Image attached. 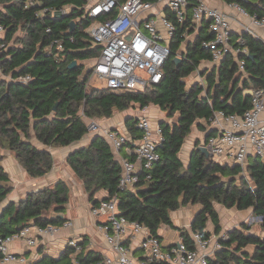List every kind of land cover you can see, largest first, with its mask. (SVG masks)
Wrapping results in <instances>:
<instances>
[{"label": "trees", "instance_id": "1", "mask_svg": "<svg viewBox=\"0 0 264 264\" xmlns=\"http://www.w3.org/2000/svg\"><path fill=\"white\" fill-rule=\"evenodd\" d=\"M28 1L0 0V23L6 28L0 44H8L7 49L1 50V57L4 70L13 77L0 82V147L12 151L29 176H44L55 163L53 154L35 144L34 138L47 147L70 146L88 135L85 117L110 119L117 111L154 104L169 117L176 113L178 117L173 123L160 124L164 140L158 147L159 159L151 169L141 173L136 191L119 188L122 165L102 135H93L88 145L67 156L66 164L82 182L90 201L98 203L96 194L106 190L105 198H118L121 214L144 223L158 236L163 225L178 228L190 247H193L190 230L209 237L212 233L207 226L211 222L215 233L221 232L218 204L238 210L252 208L255 216L262 217L260 228L264 232L263 158L250 155L246 166L220 163L198 150V146L187 166L181 158L182 147L196 123L204 129L215 111L242 115L252 107V96L244 91L264 88L263 39L244 32L241 35L244 43L234 42L236 48L248 49L247 55L240 56L245 59L244 73L235 55L230 53L207 77L208 87L202 83L188 87L186 78L197 70L200 62L212 60L211 52L202 46V41L212 38V34L207 30L208 24L202 25L198 36L182 50L187 36L197 27L191 14L194 3L188 6L182 22L175 21L173 13L166 8V16L175 21V31L162 80L143 90L117 92L106 87H89L91 71L84 73V61L96 59L100 54L99 47H92L87 30L95 21H104L111 14L91 17L88 0H33L26 7ZM226 1L238 4L250 15L264 17V0ZM45 8L66 10L67 15H36ZM18 31L21 35H17ZM55 39L64 45L65 59L61 61H57L54 52H49V45ZM177 56L182 58L178 64L174 60ZM73 60H78V65L71 69ZM28 74L32 76L28 83L16 80ZM135 124V117L130 118L127 128L140 136ZM1 159L0 154V205L13 189ZM70 190L68 181L60 179L28 193L19 202H10L0 213V236L14 234L31 223L61 225L67 220L64 214L70 202ZM196 204L200 209L191 229L176 227L172 212ZM249 231L247 224L229 231L223 248L210 259L211 264H264V234ZM249 245L255 246L253 254L245 250ZM71 253L73 249L66 248L59 258L44 260L48 264H71ZM79 258L90 262L100 259L101 253L91 249Z\"/></svg>", "mask_w": 264, "mask_h": 264}, {"label": "built area", "instance_id": "2", "mask_svg": "<svg viewBox=\"0 0 264 264\" xmlns=\"http://www.w3.org/2000/svg\"><path fill=\"white\" fill-rule=\"evenodd\" d=\"M90 0H88L89 2ZM29 0L26 7L33 4ZM165 9L154 11L159 4ZM192 7V18L195 23L208 20V29L212 38L202 41V46L212 54L214 62H221L228 54L237 58L240 71L244 73L246 47L236 48L232 41V27L228 14L210 7L204 0H97L88 5V13L96 17L103 13L111 16L104 21H97L90 26L92 47H99V57L90 67L89 83L92 80L102 81L104 87L113 91L143 90L158 84L164 75V66L171 55L170 41L174 36L175 21L182 22L187 15L188 6ZM244 15H250L238 4L233 5ZM166 8L175 16V21L162 14ZM62 17L66 10L45 8L37 16L52 15ZM150 12L145 13L143 12ZM255 26H264V17L250 15ZM163 26V30L159 27ZM47 31H50L48 29ZM246 32H251L249 27ZM0 33L6 28L0 23ZM167 42V43H166ZM237 43H244L240 36ZM8 44H0V51L7 49ZM64 45L55 39L49 45V52L57 61L65 59ZM30 74L18 80L28 83ZM252 96V107L241 114H226L215 111L210 118L214 131L203 143L210 156L220 163L241 164L246 166L250 155L264 159V88L244 91ZM148 107H140L135 115V128L140 136L133 135L118 126H104L101 121L87 122L88 134L102 135L111 145L112 150L122 165L119 188L136 191L141 173L149 170L159 159L158 147L164 137L160 125H154L148 114ZM90 119V118H87ZM150 175L147 176L149 178ZM91 214L97 218V225L102 231L100 244L83 237H70L66 248L73 249L71 264H211L210 259L223 248V241L228 239V232L205 237L199 231H191L193 247L180 234L175 243L164 245L160 236L151 232L144 223L133 221L121 214L118 198L100 199L91 204ZM259 221L262 217H258ZM74 223L67 219L61 225L47 224L41 226L31 223L18 232L0 236V264H46L36 258L27 257L25 253L13 251L10 245L20 241L27 247H34L40 238L48 241L55 237L62 228H71ZM99 246L101 258L84 262L79 258L93 246ZM65 248V249H66Z\"/></svg>", "mask_w": 264, "mask_h": 264}, {"label": "crops", "instance_id": "3", "mask_svg": "<svg viewBox=\"0 0 264 264\" xmlns=\"http://www.w3.org/2000/svg\"><path fill=\"white\" fill-rule=\"evenodd\" d=\"M96 1L97 0H90L88 5L93 4ZM257 1H259V0H257ZM204 2L207 5H209L210 7L217 8V9L225 12L226 14H228L229 19H230V24L232 27V31H233L232 32L233 43L237 42L238 38L244 32H246L245 31L246 27H249L251 29L252 34H254L257 37L264 40V26H255L253 24L252 17L250 15H244V14L240 13L239 10L233 6L234 4L228 3L226 0H204ZM164 6H165V4L161 3V4L157 5V7L153 10L156 11L157 9L158 10L165 9ZM145 13H150V12L149 11L143 12V14H145ZM152 13H150V14H152ZM162 14L166 15V11L164 10V12ZM207 24H208L207 19L203 20L202 22L196 23V25H197L196 30L192 34H189L187 36L186 43L183 44L182 50H185L188 42L193 41L198 36L201 26L202 25L207 26ZM159 27L163 30V26L161 25V23H159ZM207 30H209L208 26H207ZM5 34L0 33V38H4ZM1 54H2V51H0V82L1 81H10L13 79V77H12L11 73H7L4 70ZM235 59L237 60L236 57H235ZM222 60H221V62H222ZM221 62H219V63L214 62L213 59L212 60H202L200 62V65L197 68L200 75H202V73L204 71L203 69L208 68L206 71V74L204 76L205 79L203 80L204 81L203 84L205 85V87H208V83L206 80L207 77L209 76V74L211 72H213L216 68H218L220 66ZM6 74L8 76H6ZM244 76H246V75H244ZM16 80H18V79H16ZM193 84H195V83H193ZM193 84H191V85H193ZM245 94H247V93H245ZM136 106H137L136 110H134L131 113L128 110H124L121 113H119V116L116 119H114V120H112L111 118L106 119L107 120L106 123H108V124H105V125L106 126H118L123 130L129 131L127 128V121L130 118L135 117V115L138 113V111L140 109L139 105H136ZM148 114H149V116L152 120V123L154 125H160L159 124L160 121H168L169 123H173L177 120V117H178V115H177V117H174L175 119L171 120L172 118L166 114V111H163L158 105H154V104L149 105ZM216 130L218 131L219 129L211 126V122H209V124H207L206 127L204 126V129L199 127L198 123H196L193 126L192 132L186 138V141H185V143L182 147V150H181V158H182V160L186 166L190 163V158L192 155L191 153H193L196 146L203 145V142L206 141L213 133H216V132H214ZM208 133H210V135ZM92 136L93 135L88 134L84 139L77 141L70 146L59 147V148L47 147V146L39 143L37 141V139L34 138L33 142L35 144H37L41 148L48 149L53 154V156L55 158V163H54L52 170L50 172H48L47 174H45L44 176H41V177L29 176L26 169L23 167V165L16 158V155L12 151L8 150V154L5 155V158L2 162V165L5 168L6 172L10 176V179H11L10 184L13 187V189L8 194V196L6 197V199L4 200V203H2V205H4V207H5L10 202H19L20 200L25 198L27 196V194L30 192L38 191L39 189H41L45 186L55 184L60 179H67L70 182L69 185L71 187V190H70V202L67 205V211L64 215L67 217V219L72 220L74 223L73 227H71V228H62L55 237L50 238L48 241L45 240L44 244H43L44 239H42V238H40V242L34 247H29V246L27 247L26 245H23L22 242L15 241L10 245V247L13 249V251L18 252V253H25L26 256L28 255L27 257H33V258H36L37 260H39L43 263L48 264L47 261L44 260V258L45 257L46 258L47 257L59 258L66 248L65 243L67 242V240L70 237L79 238V237L84 236L87 243L89 240H93V242L95 241V242L100 244L101 239L103 237L102 231L97 225V218L94 217L90 212L91 204L94 202L90 201L89 195L86 193L82 182H80L77 179V177L71 171L70 167L66 164L67 156L72 151H74L80 147L88 145L91 141ZM185 158H186V160H185ZM107 196H108V192L106 190H100L96 194V198H98V199H104ZM219 206H221V205H219ZM194 207H195V211L192 210V208H194ZM216 207L220 213V217H222V215H221L222 211L220 210V207H218V206H216ZM199 209H200V205L196 204V205L186 206V207H183L179 210L172 212L171 216H172V220H173L174 225L176 227H178V225L181 223V221H185V222H188L190 225L188 227V229H186V230H190L191 229L190 223L193 221L194 216ZM236 210L241 212V213L246 211V210H238L237 208H236ZM253 211L254 210L252 209L251 212L253 213ZM241 213H239V216H242ZM232 214H234V211L229 210V216H231ZM239 216H237L236 218L234 217L233 219L231 218L230 222L227 223L228 225H230V227L228 225H223L224 220L221 219V226L222 225L223 226H222L221 232L218 235L215 233V227L211 222L208 223L207 230H209L212 233V235H217V236H219L220 234H222L224 232H229V231L233 230L234 228H238V227H236L237 226L236 224H240V222H239L240 217ZM255 224L260 226V221L255 222ZM162 227H164L165 229L168 228L169 230H172V227L167 226V225H163ZM160 229H159V234L163 240V236L161 235ZM175 229L178 230V232L176 234H177V240H179L180 230L178 228H175ZM182 229H185V228H182ZM250 231L252 232L251 228H250ZM260 233L264 234V232H262V230ZM173 242H174V240H173ZM168 244H171V243H168ZM168 244L164 243V245H168ZM91 249L99 250V246L95 245V246L91 247ZM245 250H247L251 254H253L255 251V246L249 245ZM70 255L72 257L73 254L71 253Z\"/></svg>", "mask_w": 264, "mask_h": 264}, {"label": "rangeland", "instance_id": "4", "mask_svg": "<svg viewBox=\"0 0 264 264\" xmlns=\"http://www.w3.org/2000/svg\"><path fill=\"white\" fill-rule=\"evenodd\" d=\"M1 7V6H0ZM97 22V21H95ZM94 22V23H95ZM87 31H90V30H87ZM20 34L21 35V31H18L17 32V35ZM167 43V42H166ZM95 62V59H89V60H86L84 61L85 63V70H84V73H86L87 69H90V67L94 64ZM208 69V68H207ZM207 69H203V73L202 75H200V73L198 72V70L194 71L191 75H189L187 78H186V81H187V85L188 87H190L191 84L193 83H204V79H205V74H206V71ZM87 74V73H86ZM6 76H8L6 74ZM97 87V88H103L104 87V83L102 81H98V80H92L91 81V84L89 85V87ZM137 106H134V107H130L129 109H127L130 113L133 112L134 110H136ZM122 111H117L115 113V115L111 118L112 120L116 119L118 116H119V113H121ZM81 113H83V111H81ZM124 113V112H123ZM126 113V112H125ZM166 114L168 115V113L166 112ZM178 113H176L173 117H171L173 119H175L174 117H177ZM86 121L89 122V121H92V120H96V121H101V123L106 126L105 124H108L106 123V119H102V118H94V119H87L85 117ZM0 154L2 155V159H1V164L5 158V155L8 154V150L5 149V148H1L0 147ZM184 159V158H183ZM186 160V158H185ZM67 180V179H66ZM68 181V180H67ZM80 181V180H79ZM81 182V181H80ZM11 183V181H10ZM68 183L70 184V182L68 181ZM4 203V202H3ZM218 207H220V210L222 211L221 212V219L224 220V224L223 225H228L227 223L230 222L231 218L233 219L234 217L236 218L237 216H239V211L236 210V208H227L226 207H223L222 205L219 206V204L217 205ZM1 209H2V205H0V212H1ZM193 211H195V207L192 208ZM229 210H233L234 211V214H232L231 216H229ZM251 208L250 209H247L245 212L241 213L242 216H239L240 218V224H236L238 228H242V225H246L249 226L251 229H252V232L254 233H260L261 232V228L259 225H256L255 222H259V219L257 216H255L252 212H251ZM195 214V213H194ZM231 214V213H230ZM238 219V220H239ZM176 223V222H175ZM191 224V223H190ZM222 225V226H223ZM189 223L188 222H185V221H181V223L178 225L179 228H185V229H188L189 227ZM230 227V225H228ZM232 229V228H231ZM160 232H161V235L163 236V243L165 244H168V243H172L173 240L175 242H177V232L178 230L175 229V228H172V230H169L168 228L165 229L164 227H162L160 229ZM250 232V231H249ZM176 240V241H175ZM28 256V255H27Z\"/></svg>", "mask_w": 264, "mask_h": 264}, {"label": "water", "instance_id": "5", "mask_svg": "<svg viewBox=\"0 0 264 264\" xmlns=\"http://www.w3.org/2000/svg\"><path fill=\"white\" fill-rule=\"evenodd\" d=\"M62 15V12L61 11H58V16H61ZM66 16V15H65ZM64 16V17H65ZM70 25H71V27H72V29L74 28V26H75V21L74 20H72L71 22H70ZM249 57H252L251 55H248ZM175 62L178 64L181 60H182V58L180 57V56H177V57H175ZM223 61V60H222ZM77 65H78V60H73L71 63H70V65H69V67L71 68V69H74V68H76L77 67ZM89 71H91V69H87V73L89 72ZM56 106L57 105H55V107H54V109H56ZM162 122H164V121H160L159 122V124H161ZM209 135H210V133H208ZM97 135V134H96ZM203 143H205V141L203 142ZM197 149L198 150H201L203 153H205L207 156H210V153H209V151H208V149H207V147H205L204 145H199L198 147H197ZM192 154V153H191ZM4 202V201H3ZM2 202V203H3ZM93 202H95V201H93ZM2 203H1V205H2ZM92 204H94V203H92ZM3 209H4V205H2V209H1V212L3 211ZM0 212V213H1ZM193 222V221H192ZM192 222H191V224H192Z\"/></svg>", "mask_w": 264, "mask_h": 264}]
</instances>
